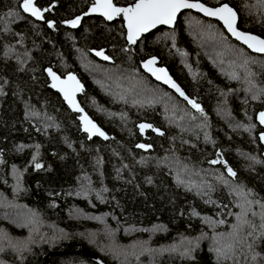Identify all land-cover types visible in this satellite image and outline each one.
<instances>
[{
    "label": "trees",
    "instance_id": "1",
    "mask_svg": "<svg viewBox=\"0 0 264 264\" xmlns=\"http://www.w3.org/2000/svg\"><path fill=\"white\" fill-rule=\"evenodd\" d=\"M192 1L231 5L239 28L264 38V13L247 14L263 0ZM21 3L0 0V264H98L78 254L81 247L103 264H264V209L255 203L264 204L257 122L264 56L191 11L174 29L129 45L121 18H85L78 29L66 23L92 0H36L50 9L45 22L27 16ZM188 18L199 30L191 31ZM205 31L213 39L201 41ZM103 49L109 62L92 54ZM152 57L187 100L142 69ZM47 68L81 79L80 102L107 139L89 138L51 88ZM142 122L164 134L144 139ZM141 142L151 146L147 152L136 149ZM246 200L257 213L248 216L256 238L245 228L242 243L229 251L228 233Z\"/></svg>",
    "mask_w": 264,
    "mask_h": 264
},
{
    "label": "snow or ice",
    "instance_id": "2",
    "mask_svg": "<svg viewBox=\"0 0 264 264\" xmlns=\"http://www.w3.org/2000/svg\"><path fill=\"white\" fill-rule=\"evenodd\" d=\"M19 7L23 10L24 13L30 14L32 17L37 19H43V13L49 11L50 9L41 10L34 3V0H22V3ZM181 9H198L207 16L218 17L223 24L226 26L229 32L232 33L236 39L243 41L250 49L258 53H264V39H261L257 36L247 34L241 31H238L235 27L237 14L236 12L229 7L228 4H223L216 8L206 7L202 3H193L190 0H134V2L127 7H118L113 0H92V7L90 8V13H99L107 20L111 21L115 17L123 15L124 20L126 21L127 27V41L129 44H135L136 41L140 38L141 34L147 33L149 30L155 28L157 25H173L177 17V14ZM89 13H84L88 15ZM9 16L15 18L16 13L9 12ZM82 17H76L70 21H66L71 27L75 28L79 25ZM49 28L54 27L53 22H48ZM97 56L102 57L104 60L110 59L104 52L97 51ZM156 57H152L143 63V67L152 73L157 80H164L165 83L170 84L181 96L187 100L188 97L185 96L184 92L167 76L165 69L153 67L156 64ZM48 75L52 79V88L58 89L63 93L64 99L67 101L70 107L74 111L83 112V109L75 101V94L79 91H82V86L74 75H68L67 79H61L51 68L46 69ZM193 108L201 110L200 106L193 100H188ZM83 124V130L89 134V138L94 135H99L107 139V135L95 124L87 115H81L79 117ZM260 124L264 125V112H260L258 115ZM141 131L145 128L152 127L151 125L141 124ZM159 131V130H156ZM163 135L162 132L159 133ZM260 140L264 141V134H261ZM37 147H39L37 145ZM137 147L146 149L150 148V145L139 144ZM218 160H213L211 163H218ZM37 168L41 167L39 164L36 165ZM228 174L231 177L236 176L230 167L227 169ZM242 187V186H241ZM247 195V193H246ZM255 203L260 204V207L264 209V204H261L259 201ZM253 201L246 200L245 204L239 205L241 211L236 214L237 223L232 225V231L228 233V236L233 241L232 243L226 244V248L231 251L236 244L242 243L245 228L251 229L246 232V237H252L255 239L254 233L256 231L257 225H255L251 220L248 219L249 214L253 217L257 215L255 211L251 210V205ZM196 214V213H194ZM261 223L258 226L261 230V235H264V213L260 214ZM220 224L224 223V220L219 221ZM249 249L252 248V244H247ZM227 254V253H226ZM252 260H255L256 257L252 256Z\"/></svg>",
    "mask_w": 264,
    "mask_h": 264
},
{
    "label": "water",
    "instance_id": "3",
    "mask_svg": "<svg viewBox=\"0 0 264 264\" xmlns=\"http://www.w3.org/2000/svg\"><path fill=\"white\" fill-rule=\"evenodd\" d=\"M113 2L115 3V0H113ZM190 2H193V3H202V2H200V1H192V0H190ZM34 3H35V5L37 6V4H36V0H34ZM202 4H204V3H202ZM206 7H210V6H208V5H206V4H204ZM229 5V4H228ZM38 7V6H37ZM92 7V5L89 7V9H88V11L86 12V13H89L88 15H81V16H79V17H82V19L80 20V23H79V25L77 26V27H75V28H73V27H71L70 25V27L72 28V29H78L81 25H82V22H83V20L85 19V18H90V17H99V18H102L103 20H105L106 22H108V23H114L115 21H117L118 19H120V18H122L123 19V21H124V27H125V30H126V40H127V27H126V21L124 20V18H123V15H120V16H117V17H115L113 20H111V21H109V20H107L105 17H103L102 15H100L99 13H90V8ZM118 7H127V6H118ZM219 7V6H218ZM229 7H231L235 12H236V14H237V20H236V24H235V27H236V29L238 30V31H241V32H244V33H247V34H251V35H254V36H257V37H259V38H261V39H264V38H262V37H260V36H258V35H256V34H253V33H249V32H245V31H243V30H241L240 28H239V21H240V17H239V14H238V12H237V10L235 9V8H233L231 5H229ZM210 8H216V7H210ZM42 10V9H41ZM188 11H191V12H194V13H196V14H199V15H201V16H203V17H205V18H207V19H211V20H215V21H217V22H219L222 26H223V28L225 29V31L228 33V35L233 39V40H235L236 42H238V43H240L241 45H243L244 47H246L250 52H252L253 54H256V55H261V56H264V53H258V52H256V51H254L253 49H250L246 44H244L243 43V41H241V40H238V39H236V37L235 36H233L232 35V33L231 32H229L228 31V29L226 28V26L223 24V21H221L218 17H211V16H207V15H205L203 12H201V11H199L198 9H181L180 10V12L177 14V17H176V19H175V21H174V24L173 25H157L155 28H153V29H151V30H149L147 33H143V34H141V36H140V38L136 41V43L137 42H139L144 36H148V35H150L151 33H153V32H155V31H157L158 29H160V28H168V29H174L175 27H176V24H177V22H178V20H179V18L182 16V14L183 13H185V12H188ZM47 13H48V11H46V12H44L43 13V19H37V18H35V17H32L30 14H28V13H25L27 16H29V17H31L32 19H34L35 21H37V22H45L46 21V19H45V16L47 15ZM49 22H53L54 23V26H55V22L54 21H49ZM52 29H53V27H52ZM128 42V41H127ZM135 43V44H136ZM129 44V43H128ZM129 45H133V44H129ZM97 51H101V50H94V51H92V54L97 58V59H99L100 61H103V62H109L110 61V59H108V60H104L102 57H100V56H97L96 55V52ZM103 52H104V54L105 55H107V53H106V50H102ZM108 56V55H107ZM109 57V56H108ZM156 60H157V62H156V64L153 66V67H155V68H157V69H159V68H163V69H165V71H166V74H167V76L168 77H170L171 78V80L181 89V91H183V89L174 81V79H173V77H172V75L170 74V72L166 69V68H164V67H162V66H160V63H159V60L156 58ZM147 61V60H146ZM146 61H144V62H146ZM143 62V63H144ZM143 63L141 64V66H142V69L146 72V73H148V74H151L152 75V73H150L149 71H147L144 67H143ZM48 69V68H47ZM61 79H67V77H68V75H74L75 77H76V79L79 81V83H80V85L82 86V91H79V92H77L76 94H75V101H76V103L79 105V107L80 108H82L83 109V112H77V111H74L73 109H72V107H70L69 106V104L67 103V101L64 99V96H63V93H61L58 89H56V88H52L53 89V91L54 92H56V93H58L60 96H61V98H62V100L64 101V103L66 104V106L70 109V111L71 112H73L74 114H77V115H79V117L81 116V115H87L88 117H89V119H91L92 121H93V123H95L105 134H106V132L104 131V129L94 120V119H92V117L86 112V110L83 108V106H82V104H81V102H80V95L85 91V85L82 83V81H81V79L76 75V74H74V73H69V74H67V75H65L64 77H62L61 75H59L53 68H51ZM46 75H47V77H48V79H49V82H50V86H51V84H52V79H51V77L48 75V73H47V71H46ZM153 76V75H152ZM153 79L158 83V84H161L162 86H164V87H166V88H168L169 90H171L172 92H174V93H176L178 96H180V97H184V96H181L173 87H171V85L170 84H167V83H165L164 82V80H157L156 79V77L155 76H153ZM184 92V91H183ZM260 112H264V108H263V110L262 111H260ZM259 112V113H260ZM259 113H258V115H259ZM258 115H257V122H258V124L260 125V127L262 128V132L260 133V135H259V139H260V136H261V134H264V125H262V124H260V122H259V119H258ZM79 121H80V123H81V126L83 127V124H82V122H81V120L79 119ZM141 124H146V125H151V124H149V123H146V122H142V123H140V124H138V130H139V133H140V135L145 139V138H147V135H148V133L149 132H152V133H154L155 135H157V136H162V135H160L159 133L160 132H162L163 134H164V132L161 130V129H158V128H155V127H153L152 125V127H150V128H145L143 131H141V129H140V125ZM156 130H159V131H156ZM88 136H89V134L88 133H86ZM91 138H98V139H103L104 137H101V136H99V135H94V136H92ZM260 142H261V144H262V146L264 147V141H261L260 140ZM139 144H144V145H147L146 143H144V142H141V143H139ZM139 144H137V145H139ZM137 145H136V149L137 150H141L142 152H147L148 150H149V148H146V149H142V148H139V147H137ZM70 252V247H68L65 251H63V252H54V253H51V254H49L47 257H46V261H47V263H49L50 262V257L51 256H54V255H64V254H66V253H69ZM78 254H81V255H83V256H85V257H87L88 259H90V260H92V261H94V262H96V263H98V264H103L102 262H101V260L94 254V253H92L88 248H86V247H81L80 248V250L78 251Z\"/></svg>",
    "mask_w": 264,
    "mask_h": 264
},
{
    "label": "rangeland",
    "instance_id": "4",
    "mask_svg": "<svg viewBox=\"0 0 264 264\" xmlns=\"http://www.w3.org/2000/svg\"><path fill=\"white\" fill-rule=\"evenodd\" d=\"M240 1H241L242 3H245V2H246L245 0H244V1H243V0H240ZM242 3H241V4H242ZM256 4H257V3H256ZM256 4H255V5H256ZM242 5H243V4H242ZM255 5H254V6H251V8L249 7L250 9H248V12H247L248 16H252L256 11H262V12L264 13V0H263L262 3H259V4H257L256 6H255ZM255 7H258L259 10H256ZM252 8H253V9H252ZM254 15H255V14H254ZM188 20H189V21H188V24H190L189 26H190V29H191V31H192L193 33H194L196 30H199L198 27H196L195 25L192 24V23H193V22H192L193 20H192L191 18H188ZM192 32H190V33L193 34ZM202 34H203V36H205V37H204V39H202L201 41H209V40L213 39V35H211L210 32L207 33V31H205V32L202 33ZM200 36H201V34H200ZM203 36H202V37H203ZM202 37H200V38H202ZM210 45H211V44H210ZM217 47H218V46L214 47V49H217ZM212 49H213V48H212ZM212 49H211V50H212ZM225 49H227V46H225Z\"/></svg>",
    "mask_w": 264,
    "mask_h": 264
},
{
    "label": "flooded vegetation",
    "instance_id": "5",
    "mask_svg": "<svg viewBox=\"0 0 264 264\" xmlns=\"http://www.w3.org/2000/svg\"><path fill=\"white\" fill-rule=\"evenodd\" d=\"M115 4H116V0H115ZM117 5V4H116ZM117 6H119V5H117ZM122 19V18H121Z\"/></svg>",
    "mask_w": 264,
    "mask_h": 264
}]
</instances>
